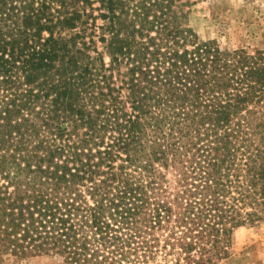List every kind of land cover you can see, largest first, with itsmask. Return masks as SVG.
Returning a JSON list of instances; mask_svg holds the SVG:
<instances>
[{"label":"trees","instance_id":"16d2710c","mask_svg":"<svg viewBox=\"0 0 264 264\" xmlns=\"http://www.w3.org/2000/svg\"><path fill=\"white\" fill-rule=\"evenodd\" d=\"M192 0H0V258L217 264L264 223V62Z\"/></svg>","mask_w":264,"mask_h":264},{"label":"rangeland","instance_id":"374dc122","mask_svg":"<svg viewBox=\"0 0 264 264\" xmlns=\"http://www.w3.org/2000/svg\"><path fill=\"white\" fill-rule=\"evenodd\" d=\"M190 11L200 38L214 40L222 49L259 53L264 62V0H192ZM0 264L66 263L52 255H5ZM217 264H264V223L235 229L229 256Z\"/></svg>","mask_w":264,"mask_h":264}]
</instances>
